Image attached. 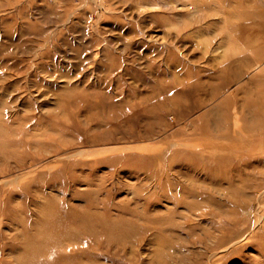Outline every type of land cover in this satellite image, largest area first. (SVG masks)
I'll return each mask as SVG.
<instances>
[{"label":"rangeland","instance_id":"374dc122","mask_svg":"<svg viewBox=\"0 0 264 264\" xmlns=\"http://www.w3.org/2000/svg\"><path fill=\"white\" fill-rule=\"evenodd\" d=\"M259 89L264 0H0V264H264Z\"/></svg>","mask_w":264,"mask_h":264},{"label":"bare ground","instance_id":"6f19581e","mask_svg":"<svg viewBox=\"0 0 264 264\" xmlns=\"http://www.w3.org/2000/svg\"><path fill=\"white\" fill-rule=\"evenodd\" d=\"M251 106L253 108L252 116L255 117L256 119L257 118L261 119L264 122V89H262V91L260 89L258 92L256 91V99L253 101V105ZM254 128H257V127H254Z\"/></svg>","mask_w":264,"mask_h":264}]
</instances>
